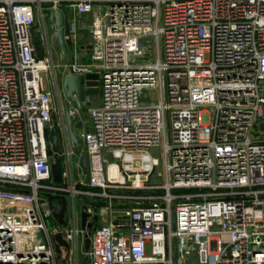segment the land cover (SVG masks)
Wrapping results in <instances>:
<instances>
[{
	"label": "built area",
	"instance_id": "obj_1",
	"mask_svg": "<svg viewBox=\"0 0 264 264\" xmlns=\"http://www.w3.org/2000/svg\"><path fill=\"white\" fill-rule=\"evenodd\" d=\"M64 2L79 16L93 15V65L66 67L81 77L99 74L100 103L81 114L72 109L80 155L59 122L57 184L50 131L59 102L43 86L41 73L54 65L39 18L53 21ZM260 124L264 0H0V264H61L59 233L70 245L62 248L64 264H77L87 232L78 197L98 216L88 264H264ZM105 155L120 166L107 172ZM187 190L199 192L174 194ZM46 194L66 197V227L53 219Z\"/></svg>",
	"mask_w": 264,
	"mask_h": 264
},
{
	"label": "water",
	"instance_id": "obj_2",
	"mask_svg": "<svg viewBox=\"0 0 264 264\" xmlns=\"http://www.w3.org/2000/svg\"><path fill=\"white\" fill-rule=\"evenodd\" d=\"M53 23L50 28L53 32V44L55 49L62 55V67L64 68L61 85L63 95L58 103V117L53 115L54 125L50 131V145L54 154V163L52 164V174L54 182L60 184L63 182V166L62 157L63 151L61 150L60 136H59V121L65 122L68 129V134L71 141V146L76 155H80L83 146L82 140L78 138L74 131V126L79 120V114L84 112L86 106L91 105V100L94 96H99V74L87 73L84 77L74 75L70 68L66 67L69 61V53L66 44V18L64 13L56 9L52 12ZM31 37L35 52L38 58L42 57V40L36 32V27L31 28ZM84 98L82 99V96ZM76 109L78 113H72V109ZM260 129H264V124H260ZM86 131L88 132V125H86ZM80 166L83 171V175L87 183L90 182L89 161L86 154H82L80 157ZM49 201V206L52 211L53 219L58 222L59 225L67 226V199L64 196L46 194ZM91 218L92 221L88 222ZM98 221L97 215L89 214L86 205L82 207L81 213V227L85 234V240L83 244L84 252L86 253L83 261L80 264H88V252L91 247V234L94 225ZM53 239L56 243L57 257L60 259V263L64 264L66 259L62 258V248L69 251L70 245L63 238L62 233L54 235Z\"/></svg>",
	"mask_w": 264,
	"mask_h": 264
},
{
	"label": "rangeland",
	"instance_id": "obj_3",
	"mask_svg": "<svg viewBox=\"0 0 264 264\" xmlns=\"http://www.w3.org/2000/svg\"><path fill=\"white\" fill-rule=\"evenodd\" d=\"M60 9L62 10V12L65 15V18H66V35L69 36V39L68 40L66 39V44H67L68 53H69L68 63H70V58H72V61L74 60L73 59L74 53L76 52L75 49L77 47H79V45H80V47H83V51H80V49H78V61H77L78 64L83 65V66L93 65L92 57L88 55V53H89L88 47L93 42L91 31H90V27L93 23V18H90V16H92V15H86V16L77 15L75 13L73 7H72V2H64L62 4V6L60 7ZM52 23H53V21H51L48 18H46L44 21L42 18H39V26L44 27L46 29L47 36L49 38L50 48H51V56H52L53 65H54V68H51V70H49V72L41 73V75H42V79H43L42 80L43 86L47 89L49 88V89L53 90L54 92H56L54 80L56 78L58 80V84L60 85L59 77L64 72V68L62 67V55L60 54V52H58L55 49L54 44H53V32L50 28V25ZM83 98H84V95L82 96V99ZM95 100L96 101L98 100V96L95 97ZM84 119H85V121L89 120L87 117V113H86ZM58 121L60 122L59 119H58ZM60 135L62 136V129H60ZM150 153L153 157L158 158L162 162L163 156H162V154L158 148L150 149ZM104 159L107 161V163L105 164V170L107 172H109L110 167H116L117 165L120 166V164L115 159H113L111 156L105 155ZM77 160H78L77 156L72 157V167H73L72 172H73V179L75 182H77L79 180ZM63 165H64L65 173L67 176V181H69V176L67 174L68 173V165H67V161L65 159H64ZM157 170H158V172L162 171V168L159 167ZM65 182H66V180H65ZM198 192H199L198 190L174 191V194H194V193H198ZM76 202L79 206V211H80L81 205H83V204L88 205V202H90V200L87 198L78 197L76 199ZM47 224L49 227H52L53 223L51 220H48ZM70 227H72V226H70ZM84 257H85V255L79 254L77 264H80L83 261ZM66 264H74V262L70 261ZM186 264H197V261L193 258H189L187 260Z\"/></svg>",
	"mask_w": 264,
	"mask_h": 264
},
{
	"label": "crops",
	"instance_id": "obj_4",
	"mask_svg": "<svg viewBox=\"0 0 264 264\" xmlns=\"http://www.w3.org/2000/svg\"><path fill=\"white\" fill-rule=\"evenodd\" d=\"M90 18H93V15L92 16H90ZM90 47V46H89ZM89 47H88V52H89ZM78 49H80V51H83V47H80V45H79V47H77L75 50H76V52L74 53V60L72 61V58H70V63H74V62H76V63H78L77 61H78ZM88 55L90 56V54L88 53ZM55 76V75H54ZM62 76H63V73L61 74V76L59 77V81H60V85L58 84V80L55 78V80H54V84H55V91L56 92H54L53 90H51V89H49V90H51L53 93H54V103H55V106L57 107V103L59 102V98H61L62 97V95H63V91H62V85H61V80H62ZM95 97L96 96H94L93 98H92V100H91V106H97V105H99V103H100V97L98 96V100L96 101L95 100ZM95 103V104H94ZM116 207H117V209H120V208H122V207H124V204L122 205L121 203H116V205H115Z\"/></svg>",
	"mask_w": 264,
	"mask_h": 264
},
{
	"label": "flooded vegetation",
	"instance_id": "obj_5",
	"mask_svg": "<svg viewBox=\"0 0 264 264\" xmlns=\"http://www.w3.org/2000/svg\"><path fill=\"white\" fill-rule=\"evenodd\" d=\"M53 163H54V162H53ZM53 163H52V164H53Z\"/></svg>",
	"mask_w": 264,
	"mask_h": 264
}]
</instances>
